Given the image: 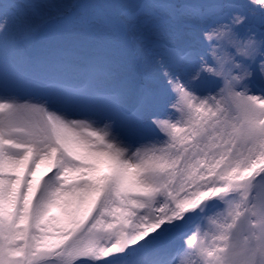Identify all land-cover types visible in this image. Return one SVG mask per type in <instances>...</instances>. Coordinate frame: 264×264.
<instances>
[{
	"label": "snow or ice",
	"instance_id": "snow-or-ice-1",
	"mask_svg": "<svg viewBox=\"0 0 264 264\" xmlns=\"http://www.w3.org/2000/svg\"><path fill=\"white\" fill-rule=\"evenodd\" d=\"M0 264H264V0H0Z\"/></svg>",
	"mask_w": 264,
	"mask_h": 264
},
{
	"label": "rangeland",
	"instance_id": "rangeland-1",
	"mask_svg": "<svg viewBox=\"0 0 264 264\" xmlns=\"http://www.w3.org/2000/svg\"><path fill=\"white\" fill-rule=\"evenodd\" d=\"M30 2H46V0H30ZM97 2H107V0H97ZM122 3H125L127 5L134 6L138 0H121ZM45 12H48V10H45ZM49 15H53L56 16L58 19H60L63 15H65L64 10H60V11H52V12H48ZM125 23L131 24V21H128L127 19H125ZM172 43H175L176 45H179L182 41L177 39L174 41H171ZM86 57L82 54L80 59L83 60ZM153 70V66L152 65H145L142 67H137L135 69V72L138 76H142L144 73L146 72H151ZM20 95V97L22 98V100H30L32 102H36L39 103V100L41 101L42 98L39 96H36L35 94H30L27 90L21 89L18 93ZM50 110H56L55 106H49ZM179 114L177 113L175 116H171V118L174 120L176 118H178ZM70 119H87L86 116L79 114L78 112L76 113H72L69 115ZM166 118H170L169 113H166L164 115L161 116V119H166ZM94 127H103V124H96L94 125ZM158 139L160 140H164L165 136L163 133L159 134ZM147 144V141H137L133 144V150H135L136 147H142L143 145ZM43 170V168H42ZM50 174V173H49ZM209 215H211V213H209Z\"/></svg>",
	"mask_w": 264,
	"mask_h": 264
},
{
	"label": "bare ground",
	"instance_id": "bare-ground-1",
	"mask_svg": "<svg viewBox=\"0 0 264 264\" xmlns=\"http://www.w3.org/2000/svg\"><path fill=\"white\" fill-rule=\"evenodd\" d=\"M39 102H42V100H41V101L39 100ZM79 119H80V118H79ZM80 120H81V119H80Z\"/></svg>",
	"mask_w": 264,
	"mask_h": 264
}]
</instances>
